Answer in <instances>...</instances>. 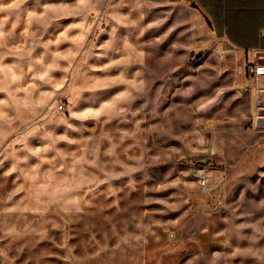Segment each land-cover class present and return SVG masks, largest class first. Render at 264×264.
Returning a JSON list of instances; mask_svg holds the SVG:
<instances>
[{
	"label": "rangeland",
	"instance_id": "1",
	"mask_svg": "<svg viewBox=\"0 0 264 264\" xmlns=\"http://www.w3.org/2000/svg\"><path fill=\"white\" fill-rule=\"evenodd\" d=\"M251 88L190 6L0 0V264H264Z\"/></svg>",
	"mask_w": 264,
	"mask_h": 264
},
{
	"label": "crops",
	"instance_id": "2",
	"mask_svg": "<svg viewBox=\"0 0 264 264\" xmlns=\"http://www.w3.org/2000/svg\"><path fill=\"white\" fill-rule=\"evenodd\" d=\"M170 4L190 6L204 18L212 35L227 42L238 52L239 72L243 82L252 86L253 130L264 136V74H248L250 64L264 67V0H166ZM250 124V123H249ZM209 173L211 185L217 174ZM217 179V177L215 178ZM210 206L218 188L212 186Z\"/></svg>",
	"mask_w": 264,
	"mask_h": 264
},
{
	"label": "built area",
	"instance_id": "3",
	"mask_svg": "<svg viewBox=\"0 0 264 264\" xmlns=\"http://www.w3.org/2000/svg\"><path fill=\"white\" fill-rule=\"evenodd\" d=\"M248 74H253L259 77L264 74V67L254 66L253 64L248 65L247 67ZM195 176L197 177L198 184L202 188L203 191L210 193L212 191L211 186L208 183L209 173L213 168H211L208 164L204 165L200 161H196L195 164L192 165ZM220 173L222 176L226 175V171L224 169H220Z\"/></svg>",
	"mask_w": 264,
	"mask_h": 264
},
{
	"label": "water",
	"instance_id": "4",
	"mask_svg": "<svg viewBox=\"0 0 264 264\" xmlns=\"http://www.w3.org/2000/svg\"><path fill=\"white\" fill-rule=\"evenodd\" d=\"M202 164L206 165L207 161L199 160Z\"/></svg>",
	"mask_w": 264,
	"mask_h": 264
}]
</instances>
